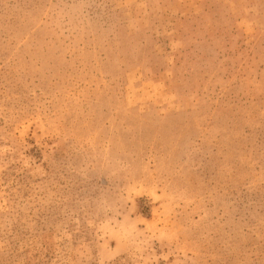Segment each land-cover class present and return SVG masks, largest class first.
Wrapping results in <instances>:
<instances>
[{
  "label": "rangeland",
  "instance_id": "374dc122",
  "mask_svg": "<svg viewBox=\"0 0 264 264\" xmlns=\"http://www.w3.org/2000/svg\"><path fill=\"white\" fill-rule=\"evenodd\" d=\"M0 264H264V0H0Z\"/></svg>",
  "mask_w": 264,
  "mask_h": 264
}]
</instances>
